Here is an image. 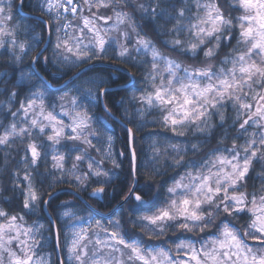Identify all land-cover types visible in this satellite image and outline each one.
Instances as JSON below:
<instances>
[{"label": "snow or ice", "instance_id": "6c2138e0", "mask_svg": "<svg viewBox=\"0 0 264 264\" xmlns=\"http://www.w3.org/2000/svg\"><path fill=\"white\" fill-rule=\"evenodd\" d=\"M25 6V0L18 4L0 0V50L15 62L32 50L31 46L26 50L18 39L23 26L14 22L13 8L18 13ZM127 6L128 0H37L35 5L51 18V23L43 22L49 34L56 33L55 51L60 62L69 64V70L81 69L76 79L85 72L82 65L92 70V61L108 57L109 49L118 47L112 59L133 63L134 67L150 65L143 69L149 89H140V95H133L132 100L142 105L135 116L144 117L147 112L159 119L142 120L141 127L151 123L177 137L187 136L189 130L204 137L195 143L189 140L186 146H169L174 153L170 166L184 172L172 178L163 203L145 201L134 188L124 198L125 202L130 198L138 202V211L147 209L131 221L133 227L146 230L149 237L167 239L146 246L136 235L121 232L119 220L111 221L113 230L109 231L94 218H77L76 213L65 211L56 219L76 222L65 226L62 244L51 214L45 228L38 221L29 225L23 214L0 207V264H264V187L257 191L253 184L254 190H247L250 180L264 181V0H145L134 5L153 23L164 20L173 25L163 33L157 29L158 34L173 37L163 41L167 47L193 59L202 52L199 66L185 65L162 52L142 31L143 24H137L125 10ZM101 8L112 15H99ZM109 20H114L110 26ZM132 34L136 37L133 50L150 56V60L140 64L130 60L127 41ZM44 51L47 49L38 59ZM34 76L37 83L19 101L18 108L8 109L10 123L0 122V152L4 153L0 166L7 167L8 160L15 159L13 151L23 153L17 161L21 167L10 173L11 190L19 193L23 212L43 218L44 207H50L53 199H44L45 184L48 189L55 184H74L78 191H86L91 186L88 181L110 187L115 182V169L121 165L112 152L111 136L103 157L113 168L105 169L104 160L91 155L90 150L101 151L92 143L99 140L93 127L96 121L84 103L91 92L79 97V88L73 95L64 85L57 90L63 95L56 100L39 87L48 85L38 74L22 79ZM17 96L16 91H9L7 103H15ZM229 109L232 116L227 114ZM104 111L109 117L113 115L106 106ZM125 119H129L127 113ZM229 120V127L236 131L231 146L225 144ZM218 128L224 131L216 148L200 160L185 159L190 153L194 157L203 152ZM126 132L130 137L131 129L126 128ZM148 135L159 137L162 133ZM241 140L243 143H237ZM124 146L134 171L136 148L130 139ZM161 147L156 140L149 146L153 164L167 155V149L161 151ZM68 161L71 166L66 168ZM82 164L87 170L80 167ZM256 165L261 172L256 171ZM104 193L101 186L91 195ZM93 223L97 230L90 232ZM170 233L178 235L172 240ZM187 234L203 235L196 239ZM45 247L52 250L40 254Z\"/></svg>", "mask_w": 264, "mask_h": 264}, {"label": "trees", "instance_id": "16d2710c", "mask_svg": "<svg viewBox=\"0 0 264 264\" xmlns=\"http://www.w3.org/2000/svg\"><path fill=\"white\" fill-rule=\"evenodd\" d=\"M19 0H15V3L18 4ZM37 0H25L26 6L24 9L26 11L44 15L38 9H36ZM145 0H128V6L125 8L126 11L131 13L135 18L137 24H143L142 31L147 34L155 43L156 46L164 52L166 55L174 57L180 60L185 65H197L201 64L203 60V53L201 52L198 57L193 59L191 56L181 55L179 52L173 51L171 48L167 47L163 41L170 40L173 37L158 34L157 29L160 33H163L167 29H170L173 25L171 23H165L164 20H158V22L153 23L148 20L147 17L141 16L139 9L134 7V5L139 3H144ZM31 5V6H27ZM226 6V4H225ZM15 15V23H18L23 26V32L18 35V39L25 43L26 50L31 46V51H28L19 62H15L12 59V56L9 53H4L3 50H0V80H3V83L0 84V122L4 125H7L11 121V117L8 116V109L11 108L12 111H15L19 106V101L28 94L29 89L32 84L37 83V79L34 76L31 80L22 79L23 76H26L30 73H36L39 77H42L44 80L45 77L50 80L54 85H60L66 81L69 77L75 74L80 68H71L69 64H64L56 59L54 56L51 57V48L52 40H54V30L51 32V41L47 48V51L43 53V56L37 60V66L42 74L40 75L35 68L33 67L32 61L36 53L40 50L47 36V27L43 20L37 19L33 16L24 15L20 12H16L15 7L13 8ZM48 18V15H45ZM50 21V20H49ZM51 23V21H50ZM184 34H181L180 39H184ZM135 34L131 35V39L127 41V47L129 49L128 56L132 62L140 64L142 61L150 60V56H144L142 53H137L133 49L135 48ZM121 43H125L121 40ZM235 41H233V44ZM35 44H38L35 46ZM119 51L118 47L109 49L108 57L103 58L99 61L111 62L124 66L125 68L131 70L135 76L136 80L130 86L126 88H109L104 92V101L108 107L114 112L115 115L127 122L134 131V147L137 152V164H136V175L138 177V183L136 190L144 198L145 201L156 203H163L167 197L168 193L166 188L172 184L173 177H177V173L183 174L184 169H176L170 166L171 157L174 155L171 148L169 147L172 144L177 146H186L187 142L190 140L195 143L197 141H203L204 137L200 134L193 135L192 130L188 131L187 136L177 137L172 132L166 131L158 126H154L151 123L147 127H141L142 120L152 121L159 119V116L155 113L148 114L145 113L144 117L135 116V111L137 108L142 107V105L137 104L132 100V96L140 95V89H149V84L145 80V71L143 69L150 67V65L145 64L142 67H134L133 63H126L121 59H112L111 57L115 56ZM226 51V49H225ZM47 58V60H45ZM92 61V62H99ZM82 65L81 67H84ZM6 74V75H5ZM47 81L48 88H45L43 84H40L39 87L46 92L50 97H54L56 100L59 99L61 92L57 91L60 88H55L50 85ZM131 80L129 73L110 68L107 66H94L92 70H85L84 74L80 76L79 79H74L67 84V88L71 86L78 87L82 92L79 93L81 96H85L86 93H83L87 86L96 87L98 90V100H94L91 97L85 101L88 104L93 116H94V129L96 131L99 140L112 136L114 138V147H115V159L120 163V167L115 169L116 175L113 177L114 183L109 187L108 185H100L94 181H88L90 187L86 191H78L74 184H55L51 189L47 188L45 184V189L47 190V195L44 196V199L47 200L49 196L53 197L49 201L50 207L48 211L56 219L58 214H61L63 205L69 200L73 199L75 204L81 207V212L86 213L87 215L95 216L97 219H101L106 223H111V221L119 220L121 222V231L126 232L132 235H136L138 238L143 239L147 245H159L162 240L167 239V237H161L159 239L155 237H149L145 235L146 230H142L139 227H133L131 221H135L137 217L142 213L147 211V209H138V202L134 199H128L123 205L119 206L114 212L115 215L106 216L104 213L111 212L115 207L126 197L130 191L133 182H134V171H131V166L129 164L128 153L125 150L124 142L129 140V133L126 132V126L123 125L120 121L114 117H109L108 114L104 111L102 90L107 87H116L120 84H124ZM94 81V82H89ZM101 81H104L101 85ZM16 91L18 96L15 98V103L8 104L7 101L10 99L9 91ZM51 89V91H49ZM65 89V90H66ZM123 100V104L121 101ZM91 101V102H90ZM47 103V101H46ZM125 113L129 119H125ZM228 116H232L231 109L228 110ZM217 122V118H213V123ZM231 120H229L228 125L225 127L228 130L229 139L225 141L227 146H231V137L236 135V131L231 129L229 125ZM128 129V128H127ZM223 129H216L214 135L208 140L207 144L204 147V151L196 156H192L191 153L185 157V159H197L200 160L203 156L213 148L217 147V140L223 133ZM151 132H160L162 133L159 137H149ZM99 140H93L92 143L96 145ZM153 140L158 141L162 147L161 151L165 148L167 149V155L161 156L159 160L153 164L150 161L151 151L149 149L150 144ZM237 143H243V141H237ZM63 151V149H61ZM91 153L99 155L96 151L90 150ZM119 152H124V155H119ZM23 153L17 154L15 151L12 152V157L7 162V167L0 166V207L4 208L6 211H9L13 214L20 213L26 215L28 218H31L32 215L22 211L21 199L18 192H13L11 190L10 183V173L14 169H18L21 165L17 164V161L20 159V156ZM4 153L0 152V160H2ZM101 157V156H100ZM101 159L104 160V165L109 169L113 168V165L110 161L104 159L102 156ZM51 164V158L49 157V167ZM71 166V161L66 162V168ZM82 169H86V165H80ZM155 169V170H154ZM257 172H261L259 165L255 166ZM41 171H44V168H41ZM157 172H163V175H158ZM251 174V173H250ZM178 178V177H177ZM53 181L55 177L52 178ZM253 184H255V190L259 191L261 187H264V181L259 179L250 180L248 183V191H253ZM103 186L105 188V193L100 196L93 197L91 193L98 187ZM72 189L77 190L81 193L88 201L89 204L80 198ZM91 204V205H90ZM48 211L44 207L43 218L48 223ZM104 212V213H103ZM41 217V215H39ZM58 228L60 229V234H63V221L62 219H56ZM219 222V221H217ZM63 226V227H62ZM215 231V229H211ZM172 237V240L175 239L177 234H169ZM189 236L195 235L196 239H199L203 234H187ZM127 238V236H125ZM62 243V241H61ZM172 246V241H169V247ZM51 249V247H50ZM52 250V249H51ZM55 255V254H54ZM55 261V260H54ZM67 264V262H65Z\"/></svg>", "mask_w": 264, "mask_h": 264}, {"label": "rangeland", "instance_id": "374dc122", "mask_svg": "<svg viewBox=\"0 0 264 264\" xmlns=\"http://www.w3.org/2000/svg\"><path fill=\"white\" fill-rule=\"evenodd\" d=\"M18 3H19V1H18ZM92 11L95 12L96 9L93 8ZM87 14H88V13L85 12V15H87ZM98 14H99V15H104V16H111V15H112L111 11H106V10L103 9V8H101V9L99 10V13H98ZM44 16H45V15H44ZM45 17L47 18V16H45ZM47 19L51 21V18H50L49 16H48ZM113 22H114V20H109V21H108V25L110 26L111 24H113ZM54 32H55V31H54ZM54 35H55V38H54V40H52V45H51V46H52V48H51L52 50H51L50 53H51V57H52V58H53V56H54L56 59H59V55H58V53H56V51H55L56 33H54ZM111 35H113V33H109V36H111ZM46 39H47V36H46ZM46 39H45V41H46ZM45 41H44V43H45ZM70 43H71V42H70ZM37 45H38V44H35V46H37ZM66 55H71V54L66 53ZM59 61H60V60H59ZM76 88H78V87H76V85H75V86H71L70 88L66 89V91L71 90V94L76 95V92H75V89H76ZM89 91L91 92V95H90L89 97H91V98L94 99V100H95V99L98 100V90H97V88H96V87L87 86V87L85 88V90H84L83 93H86V94H87ZM80 93H82V92H80ZM61 95H63L62 92L60 93L59 97H60ZM79 97H83V96H81V95L79 94ZM79 97H78V98H79ZM85 101H86V100H85ZM85 101H84V103H85V106H86V107L88 108V110H89V114L93 116V114H92L90 108L88 107V104H87ZM93 117H94V116H93ZM65 122H67V121H65ZM108 137H109V136H108ZM111 137H112V136H111ZM112 138H113V137H112ZM106 140H107V138L105 137V138L99 140V142L96 144V147H97V148H100L101 151H100V152H97L99 155H96L95 153H91V155H92L95 159H97V160H101V157L103 156V152H105V151L107 150ZM112 152H113V154H114V156H115L114 138L112 139ZM100 156H101V157H100ZM103 167H104L105 169H109L108 167H106V166L104 165V163H103ZM84 170H87V169H84ZM133 183H134V182H133ZM65 204L67 205V207H66V208H65V207L62 208L61 214H62L63 212H65V211H68V212L76 213L77 218H82V219L94 218V220H98V221L100 222V225H102L103 227L108 228L109 231L113 230L112 227H111V223H106V222L102 221L101 219H97L95 216L87 215L86 213L81 212V207H79L78 205H76L73 199H69ZM65 204H64V205H65ZM23 215H24V214H23ZM24 217H25V221H26L27 224H29V225H31L34 221H38L40 224L45 225V228L48 227V223H47L44 219H42V218L39 216V214H37V215H32L31 218H28L26 215H24ZM62 221H63V223H64V225H63L64 227L62 226L64 230H65V226H66V225L73 224V223L76 222L75 220L70 219V218L62 219ZM84 227H85V228H88V225L85 224ZM64 230H63V234H62V236H61L62 244H63V239H64ZM95 230H97V228H96V224L93 223V224H92V227H91V229H89V231L91 232V231H95ZM120 231H121V230H120ZM121 232H122V231H121ZM70 234H71V232L69 231V235H70ZM125 238H126V237H125ZM126 239H127V238H126ZM48 251H51L50 247H45V248L40 252V254H43L44 252H48ZM53 260H55V255H54V254H53Z\"/></svg>", "mask_w": 264, "mask_h": 264}, {"label": "water", "instance_id": "95a60500", "mask_svg": "<svg viewBox=\"0 0 264 264\" xmlns=\"http://www.w3.org/2000/svg\"><path fill=\"white\" fill-rule=\"evenodd\" d=\"M20 13H22V14H24V15H29V16H33V17H35V18H37V19H40V20H43V21H48L49 23H50V21L44 16V15H41V14H37V13H32V12H29V11H26L24 8L21 10V11H19ZM50 41H51V34H49V31H48V29H47V39H46V41H45V43L42 45V47L40 48V50L36 53V55L34 56V58H33V61H32V64H33V67L35 68V70L40 74V75H42V76H44L43 74H42V72L39 70V68H38V66H37V60H38V56H39V54L41 53V51L43 50V49H47L48 48V46H49V44H50ZM45 52V51H44ZM43 52V53H44ZM94 66H107V67H110V68H114V69H119V70H122V71H125V72H127V73H129V74H131L130 76H131V80L130 81H128V82H126V83H124V84H120V85H118V86H116V87H107V88H105V89H109V88H126V87H128V86H130L132 83H134L135 82V80H136V76H135V74L131 71V70H129V69H127V68H125L124 66H122V65H119V64H115V63H111V62H104V61H99V62H92V67H94ZM85 70H87V69H89V65H85L84 67H83ZM81 71V69L79 70V71H77L76 73H78V72H80ZM76 73L75 74H73L71 77H69L66 81H64L63 83H61L60 85H54L50 80H48L45 76V79L46 80H48V82H49V84L50 85H52V86H54L55 88H61L62 86H64V85H67L68 83H70L71 81H73L75 78H76ZM133 77H134V79H133ZM105 89H103L102 90V99H103V105H104V108H105V106L108 108V109H110L109 107H108V105L105 103V101H104V92H105ZM111 110V109H110ZM111 113L113 114L112 115V117H114L115 119H117L118 121H120L123 125H125L128 129H131V134H130V140H131V144H132V146H134V142H133V138H134V131H133V129L131 128V126L127 123V122H125L123 119H121L120 117H118L117 115H115L114 114V112L111 110ZM136 164H137V157H136V161H135V170H134V183H133V185H132V187H131V189H130V191L131 190H133V188L136 190V186H137V183H138V177H137V175H136ZM72 191H74L77 195H79L80 196V198L82 199V200H84L86 203H88L89 204V201L81 194V193H79L77 190H75V189H72ZM129 191V192H130ZM137 191V190H136ZM128 192V193H129ZM138 192V191H137ZM139 193V192H138ZM92 196V195H91ZM126 196H128V194L126 195ZM100 197L102 198V194L100 195ZM49 199V198H48ZM47 199V200H48ZM125 203V200L123 199L116 207H115V209L113 210V211H111V212H108V213H104V215H106V216H110L116 209H118L119 208V206H121V205H123ZM91 205V204H90ZM45 208H46V210L48 211V206H45ZM48 214H51L49 211H48ZM51 217H52V219L54 220V222H55V226L58 228V225H57V220L53 217V215L51 214Z\"/></svg>", "mask_w": 264, "mask_h": 264}]
</instances>
